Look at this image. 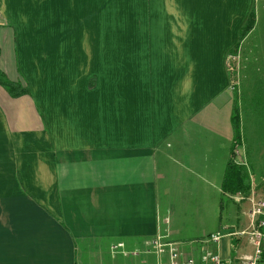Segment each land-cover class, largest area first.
<instances>
[{"label": "crops", "instance_id": "1", "mask_svg": "<svg viewBox=\"0 0 264 264\" xmlns=\"http://www.w3.org/2000/svg\"><path fill=\"white\" fill-rule=\"evenodd\" d=\"M22 1L0 0V69L33 88L37 24L21 22ZM166 1L172 31L158 23L156 37L161 1L147 0V53L115 56L112 85L100 86L96 74L93 87L53 88L52 72L45 89L14 97L0 83V264H86L87 256L92 264H157L154 254L113 253L112 245L130 251L161 237L200 256L202 247L213 251L215 242H202L211 234L237 240L230 264L251 255H237L251 203L230 195L226 210L224 179L230 160L246 162L232 123V78L239 93H264V0ZM251 9L255 25L240 40ZM57 29L60 54L44 55L45 63L68 61L59 20ZM240 210L249 223L239 235L225 219L242 225Z\"/></svg>", "mask_w": 264, "mask_h": 264}, {"label": "rangeland", "instance_id": "2", "mask_svg": "<svg viewBox=\"0 0 264 264\" xmlns=\"http://www.w3.org/2000/svg\"><path fill=\"white\" fill-rule=\"evenodd\" d=\"M58 1L60 0H28L21 3V22L27 25L36 23L38 32L37 54L40 62L36 63L32 69L35 72L34 86L29 89L32 94L37 93L40 89H45L44 74L52 72H54L52 76L53 88H63V86L71 84L72 81H75L81 87L87 85L93 87L97 85L96 74L101 75L100 86L112 85L111 60L115 56L141 53L142 48L143 53H147L145 40L150 37V27L148 26L146 14L148 10L147 0H143L142 5H140L138 0H63V13L57 15L55 7ZM160 1V11L162 13L155 23L156 37L158 23L164 29L166 36L172 31V28L168 26L167 17L163 13L168 11L167 1ZM30 4H32L33 8L29 7ZM97 7H100L98 16L95 11ZM35 10L37 13L33 14ZM91 16L94 17L93 24L97 28L96 34L91 33V23L89 22ZM58 20L59 26L60 22L63 26V35L66 38L63 46V52L65 53L61 54L68 61L45 63L44 55L60 54L54 53L55 43L52 41V38H55L59 33L57 29ZM237 52H239L238 47L232 51V54L235 55ZM231 64L234 68V63L232 62ZM57 72L62 73L60 78H54ZM235 72V69H233V73ZM234 81H236V78H234ZM253 89L255 87L242 93H239V90L237 93L233 91L240 112V142L243 144L246 153V162L243 159L242 170L244 171V177L242 185H249L251 194L253 191L254 194L252 195L256 198H264V93L261 92L262 89L259 90L260 92L257 91L258 93H253ZM253 186H255V189H253ZM225 192L224 203L226 210L229 211V208L233 206V202L230 199L232 193L227 189ZM252 195L245 197L248 198ZM245 209L248 212L247 203ZM238 213L240 216L243 215L241 210ZM225 216L226 212L224 219ZM249 217L247 214L243 215L242 225L238 224L235 219H225V224L228 226L234 225L233 228L240 235L241 230L247 228ZM246 230L249 232L251 228L249 227ZM247 232L243 236L241 234L244 242L240 245L237 252L240 257L246 254H253L255 250L253 244L247 241L249 239L247 238L249 237ZM202 240L194 243L198 245L203 242ZM232 240L222 238L219 243L215 242L212 247L213 252L218 253L222 258L231 262L232 255H234V249L230 246V244L232 245ZM234 242L236 243L237 240ZM87 257L90 259H88L89 262L86 264L97 263L91 256Z\"/></svg>", "mask_w": 264, "mask_h": 264}, {"label": "built area", "instance_id": "3", "mask_svg": "<svg viewBox=\"0 0 264 264\" xmlns=\"http://www.w3.org/2000/svg\"><path fill=\"white\" fill-rule=\"evenodd\" d=\"M230 55L229 59H235ZM230 61V63H232ZM251 203L249 212L251 231L247 232L250 242L255 247L254 253L246 255L243 264H264V198H256L254 195L248 197ZM246 233V232H244ZM223 234H211L203 243L219 242ZM113 253H124L125 255L139 256L141 254H154L157 264H230L218 253L207 247H202L200 256L186 253L179 242L164 241L161 237H153L146 240L141 247L126 250L123 242L112 245Z\"/></svg>", "mask_w": 264, "mask_h": 264}, {"label": "trees", "instance_id": "4", "mask_svg": "<svg viewBox=\"0 0 264 264\" xmlns=\"http://www.w3.org/2000/svg\"><path fill=\"white\" fill-rule=\"evenodd\" d=\"M255 10H252L246 24L243 26L240 34V40H242L254 27L255 25ZM234 74L233 72L231 73ZM233 81V90L238 91V86L234 81V78H232ZM0 83L5 86L8 91L12 94V96H21L24 94H30L29 91L30 87L23 86L21 83L11 81L8 79L6 74L0 69ZM237 96V95H236ZM232 123L234 132L236 134V142L240 143V127H241V121H240V112L238 108V103L236 100V97H234V103H233V110H232ZM243 163H237L235 160H230L227 170H226V176L224 179V190L231 191L232 195H241V196H250L251 195V187L249 185H242L243 184V177H244V171L242 170Z\"/></svg>", "mask_w": 264, "mask_h": 264}]
</instances>
